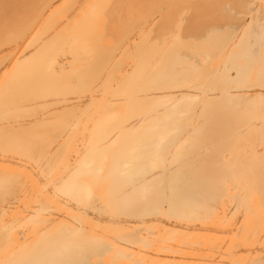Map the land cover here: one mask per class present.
<instances>
[{
  "label": "bare ground",
  "instance_id": "6f19581e",
  "mask_svg": "<svg viewBox=\"0 0 264 264\" xmlns=\"http://www.w3.org/2000/svg\"><path fill=\"white\" fill-rule=\"evenodd\" d=\"M0 264H264V0H0Z\"/></svg>",
  "mask_w": 264,
  "mask_h": 264
},
{
  "label": "rangeland",
  "instance_id": "374dc122",
  "mask_svg": "<svg viewBox=\"0 0 264 264\" xmlns=\"http://www.w3.org/2000/svg\"><path fill=\"white\" fill-rule=\"evenodd\" d=\"M246 20H247V19H246ZM185 66H186V64H184V68H185ZM200 69H201V68H200ZM205 69H206V68H205ZM202 71H203V70H202ZM202 71H201V72H202ZM206 71H207V70H206ZM201 72H200V73H201ZM206 73H207V72H206ZM201 75H202V73H201ZM204 76H205V71H204ZM199 78H201V76H200ZM199 78H198V79H199ZM184 79L187 80L186 77H185ZM184 79L181 78L182 81H181L180 84H182V87L185 86L186 84H189V81H186V82H188V83H185V80H184ZM184 83H185V84H184ZM189 101L191 102L192 100H189ZM189 101H188V103H190ZM143 102H144V101H143ZM137 103H138V102H137ZM139 103H140V102H139ZM141 103H142V100H141ZM145 103H146V102H145ZM192 103H193V105H194V104L196 103V101H195V103H194V101L191 102V104H192ZM154 104H155V103H153V106H154ZM197 104H198V102H197ZM197 104L194 106L195 108H194L193 105H192L193 108L190 107V109H196V107L198 106ZM134 105H135V103H134ZM136 105H137V104H136ZM139 105H143V104H139ZM155 105H156V104H155ZM186 105H187V103H186ZM143 106H144V105H143ZM151 106H152V104H151ZM157 106H159L158 103H157ZM157 106L155 107V110H156ZM161 106H162V105H161ZM161 106H160V107H161ZM199 106H200V103H199ZM199 106H198V107H199ZM133 107H134V106H133ZM138 107H139V106H138ZM185 107H186V106H185ZM134 108H136V107H134ZM140 108H142V107H140ZM147 108H148V107H147ZM151 108H152V107H150V109H151ZM187 108H188V107H187ZM148 109H149V108H148ZM153 109H154V108H153ZM158 109H160V108H158ZM158 109H157L156 111H158ZM182 109L185 110L186 108H183V107H182ZM190 109L188 108L185 112H187V111H191ZM199 109H200V107H199ZM199 109H198V110H199ZM135 110H136V109H135ZM151 110H152V109H151ZM161 110H162V109H161ZM198 110H195V111H198ZM131 111L134 112L133 110H131ZM131 111H130V112H131ZM138 111H139V110H138ZM142 111H143V110H142ZM193 111H194V110H193ZM123 112H125V111H123ZM128 112H129V111H128ZM128 112H127V113H128ZM130 112H129V113H130ZM179 112H181V109H180ZM191 112H192V111H191ZM191 112H190V114H191ZM199 112H200V110H199ZM199 112H198V113H199ZM118 113H119V112H118ZM183 113H184V112H183ZM192 113H193V112H192ZM113 114H114V113H113ZM122 114H123V113L121 112L120 115H118V117H119V116L122 117V116H121ZM124 114H125V113H124ZM124 114H123V115H124ZM130 114H132V113H130ZM130 114H128V115H130ZM178 114H179V113H178ZM184 114H185V113H184ZM184 114H182V115H184ZM190 114L187 113V114L184 115V116L187 117V115H190ZM203 114H204V113H203ZM191 115H193V114H191ZM198 115H199V114H198ZM201 115H202V114H201ZM116 116H117V115H116ZM124 116H125V115H124ZM184 116L182 117V116L180 115V116H177L176 118H177V120L181 118L180 120L182 121V118H185ZM199 116H200V115H199ZM204 116L206 117L205 114H204ZM204 116H201V118L204 117ZM118 117H117V118H118ZM189 117H190V116H188L187 118H189ZM129 118H131V117L129 116ZM190 118H192V116H191ZM119 119H120V118H119ZM122 119H123V118H122ZM126 119H128V118H126ZM120 120H121V119H120ZM186 120H187V119H186ZM196 120H197V119H196ZM204 120H205V118H204ZM190 121H191V120H190ZM183 122H184V121H183ZM185 122H186V121H185ZM185 122H184V124H185ZM192 122H194V121H192ZM192 122H191V124H192ZM199 122H200V121H198V123H199ZM201 122H202V120H201ZM203 122H205V121H203ZM196 123H197V122H196ZM205 124H206V122H205ZM187 125H188V124H187ZM193 125L199 126V125H202V124H201V123H199V124H194V123H193ZM193 125H192V126H193ZM184 126H186V125H184ZM184 126H183V127H184ZM192 126H191V128L194 129L193 127H195V126H193V127H192ZM203 126H204V128H205V125H204V124H203ZM203 126H202V127H203ZM184 128H186V127H184ZM188 128H190V126H188ZM188 128H186L185 130L187 131ZM196 128L199 129V127H196ZM200 128H201V127H200ZM198 129H196L194 132H193L191 129H190V130L194 133V134L192 133L194 136H195V135L198 136V135H197ZM207 129H209V128H207V125H206V130H207ZM183 130H184V129H183ZM183 130H182V131H183ZM199 130L202 132L203 136L205 135V137H207V136H206V135H207L206 130H203V131H202V129H199ZM138 131H141V130H138ZM138 131H136L137 133H136V132L134 133V134H137L136 137L139 136V134H140V132L138 133ZM186 131H185V132H186ZM188 131H189V130H188ZM188 131L186 132V133H188V134L186 135V137H187L188 135H190V137H189L188 140H190V138H191L192 140H193V139H194V140L196 139V141H197V138L200 139V137H201V139H202V135L199 136V137H197V138H195L196 136H195L194 138H192V137H191V134L189 133V132H191V131H189V132H188ZM200 131H199V132H200ZM143 132H144V131H142V133H143ZM147 132H149V130L146 131V132H144L143 134L141 133V134L143 135V136L141 135L142 138H140L141 136H139V137H138V140H139V141L135 140L134 142L137 141V142L139 143V142H140V139L143 140L144 138L148 137V133H147ZM185 132H184V133H185ZM201 132L199 133V135L201 134ZM203 132H204V133H203ZM212 132H213V134H212ZM218 132L220 133V131H218ZM218 132L216 131V135H215L214 131L209 129V133H208V134H209V137H210L211 135H212V136L215 135L216 138H217V133H218ZM145 133H147V134L145 135ZM219 133H218V134H219ZM155 134H156V133H155ZM155 134H153V135H155ZM210 134H211V135H210ZM193 135H192V136H193ZM220 135H224V133L221 132ZM220 135H218V136H220ZM145 136H146V137H145ZM155 136H156V135H155ZM155 136H154V137H155ZM212 136L210 137V140L212 141V142H211V145H212L213 142H214V141H213V140H214V137H212ZM133 137H134V139L136 138L135 136H133ZM157 137H158V134H157ZM139 138H140V139H139ZM211 138H213V140H212ZM136 139H137V138H136ZM146 139H147V138H146ZM150 139H151V138H150ZM150 139L143 140V143H144L145 141L150 140ZM203 140H205V139L203 138ZM208 140H209V138L207 137V141H208ZM119 141H120V140H119ZM207 141H203L204 143L202 142V140L198 141V143L201 144V145L199 144V146H202V145H204V144L206 143V144H207V147H206V146H202V147L208 149L209 141H208V143H207ZM137 142H136V143H137ZM184 142H185V141H184ZM184 142H183V143H184ZM192 142H193V141H192ZM194 142H195V141H194ZM201 142H202V143H201ZM140 143L142 144L141 146L137 144V146H139L140 148H141L142 146H143V148H146V146L150 144V142H149V144H148V142H147V143L145 142V143L143 144L142 141H141ZM140 143H139V144H140ZM185 143H186V142H185ZM185 143H184V145H183L182 142H181V148H182V149H181L180 146H179V148L177 147L178 149L176 148V150H175V151L173 150V151H174V152L179 151V153H180L181 155H179V153H178L177 156H180V157L186 155V158H187V160H188V162H189L190 159H192V157H194V156L197 154V153L195 154V152L198 151V149L201 150V147H199V146L196 145V147L194 146V149L198 147L197 150H196V151H193V152H190V150H192L193 148H191V146L189 147V144L187 145V143H186V145H185ZM188 143H189V142H188ZM190 143H191V142H190ZM196 143H197V142H196ZM196 143H195V144H196ZM198 143H197V144H198ZM114 144H117V141H116V143H114ZM133 144H134V143H133ZM145 144H147V145L144 147ZM206 144H205V145H206ZM117 145H119V143H118ZM182 145H183V146H182ZM190 145H191V144H190ZM133 146H134V145H133ZM135 146H136V144H135ZM137 146H136L135 148L138 150L139 148H137ZM151 146H152V145H151ZM151 146H150V147H151ZM112 147H114V149H112V148H110V149H112V150H116L119 146L117 147V146L112 145ZM116 147H117V148H116ZM147 147H148V146H147ZM152 147H153V146H152ZM187 147H188V149H189V148H191V149L188 151V150H187ZM135 148H134V149H135ZM160 148H161V147H160ZM160 148H158L157 150H155V152L158 151ZM184 148H185V150H187V152L184 150ZM203 148H202V149H203ZM209 148H211V147L209 146ZM92 149H93V148H92ZM96 149H97V148H96ZM141 149H142V148H141ZM141 149H139V152H138V151H136V152H138V154H139ZM147 149H148V148H146L144 151H145L146 153H148V155H149V154H152V155L154 154V155H155L156 153H157L156 155H158V154L160 153V151H161V149H160L159 153H158V152H156V153H152V152H154V151H152L151 153H149V152H148L149 150L147 151ZM155 149H156V148H155ZM79 150H80V149H79ZM82 150H83V149H82ZM82 150H81V151H82ZM93 150H94V149H93ZM98 150H99V149H98ZM98 150H97V152H98ZM150 150H152V148H151ZM200 150H199V152H200ZM204 150H205V149L201 150V151H202L201 153H203ZM208 150H209V149H208ZM219 150H220V149H218V151H219ZM77 151H78V150H77ZM81 151H80V152L78 151L79 154L81 153ZM83 151H84V150H83ZM110 151H111V150H110ZM133 151H135V150H133ZM144 151H143V152H144ZM218 151H217V150H215V151H214V150L211 151L212 153H211L210 156L214 157V156L216 155L215 153H217V155H219L221 152H222V153L224 152V154H225V151H221V150H220V151H219V154H218ZM136 152H134V153L136 154ZM143 152H141L140 154L144 157L145 154H143ZM145 152H144V153H145ZM199 152H198V153H199ZM208 152L210 153V151H208ZM208 152H207V153H208ZM82 153H83V152H82ZM95 153H96V151H95ZM134 153H132L131 155H133L134 157H135V156L137 157V155H135ZM169 153H170V152H169ZM209 153H208V154H209ZM222 153H221V154H222ZM73 154H74V153H73ZM76 154H77V152H76ZM76 154H75V155H76ZM99 154H101V152H100ZM165 154H167V153H165ZM170 154H171V153H170ZM172 154H173V153H172ZM182 154H183V155H182ZM193 154H194V156H193ZM204 154L206 155V151H205ZM204 154H203V155H204ZM208 154H207V157H208V158H211L210 156H208ZM212 154H214V156H213ZM84 155H85V153H84ZM105 155H106V154H105ZM110 155H111V154H110ZM131 155H130V156L127 155V156H126L127 159L125 158V160H126V162L129 161L130 164H131L132 162H131L130 160H128V156H129V158H130L131 160L135 161V163L133 164L134 167L136 166V167H138V168L140 167V168L142 169V167L145 166V163L148 162V161L146 160V159H147V157H146L147 155L145 156L146 159L143 158L141 155H138V157H140V158H139L140 161L143 159V161H141V162H140L139 160H137L138 158L135 159V158L133 157V159H132V158H131ZM152 155H149V156L151 157ZM154 155H153V157H151V159H149V160H152V161H153V158H154V160L156 161V159H157L158 156L156 157V155H155V157H154ZM161 155H163V153H161ZM175 155H176V154H175ZM175 155H174V156H175ZM191 155H192V157H190ZM198 155H199V158H198L197 162L200 163V164H198L197 162H195V164L197 163V164H196V167H197L198 165H199V166L202 165V162L204 161L205 158L207 159L206 156H205L204 159H203V158H202L203 156H201L202 154H201V155H200V154H197V155L195 156L194 160H193V159H192V160L195 161L196 158L198 157ZM77 156H79V155L77 154ZM81 156H82V158H83V155H82V154H81ZM99 156H100V155H99ZM172 156H173V155H172ZM177 156H175V157H176V158H179V157H177ZM221 156H222V157H221ZM79 157H80V156H79ZM79 157H77L78 159H76L75 161L79 160ZM96 157H97V155H96ZM150 157H149V158H150ZM165 157H166V156H165ZM165 157H164V158H165ZM170 157H171V156H170ZM189 157H190V158H189ZM217 157H218V158H220V157L223 158V155H220V157H219V156H217ZM217 157L215 156V158H217ZM80 158H81V157H80ZM101 158H102V157H101ZM109 158H110V157H109ZM158 158H159V157H158ZM164 158H163V159H164ZM171 158H172V157H171ZM171 158H170V159H171ZM200 158H202V159H201V160H203L202 162H201V160H199ZM74 159H75V156H73L72 160L70 161L71 164L73 163L72 161H74ZM96 159H97V158H96ZM98 160H99V159H98ZM136 160H137L138 162H137ZM157 160H158V159H157ZM166 160L168 161L167 157L165 158L164 161H166ZM171 160H174V159H171ZM171 160H169V161H171ZM176 160H178V159H175V161H176ZM182 160H183V159L181 158V162H180V161H176V162H178V163L180 162V165H181ZM184 160H185V159H184ZM209 160H211V162L214 160L213 162H215L216 159H214V158H213V159H207V160H205L206 164L208 163L207 161H209ZM220 160H221V159H220ZM79 161H80V160H79ZM101 161H102V160H101ZM144 161H146V162H144ZM152 161H151V162H152ZM158 161H159V160H158ZM95 162H96V161H95ZM103 162H104V160H103ZM103 162H102V163H103ZM108 162H110V165H107ZM108 162H106V161L104 162V163H106L107 167L111 166V164H112L111 160H110V161L108 160ZM139 162H140V164L144 162V163H143L144 165H142V164H141V165H138V164L135 165L136 163H139ZM151 162H149V164H151ZM153 162H154V161H153ZM153 162H152V164H153ZM156 162H157V161H156ZM156 162H155V165L157 166ZM161 162H162V159H161ZM161 162H159L160 165H161ZM171 162H172V161H171ZM173 162H174V161H173ZM188 162H186V163L188 164V165H187V164H185L184 161H183V165H181L180 168H181L182 166H185V165H186L187 167L189 166V168H191V167L194 165V166H193L194 168H193V167H192V168H193V169L196 168V167H195V164H193V165L190 164V165H189V163H191V161H190L189 163H188ZM216 162H217V161H216ZM97 163L100 164V162H97ZM162 163H163V162H162ZM167 163H168V162H167ZM167 163H165V164H167ZM174 163H175V162H174ZM174 163H173V164H174ZM178 163H176V164H178ZM193 163H194V162H193ZM203 163H204V162H203ZM209 163H210V161H209ZM217 163H218V162H217ZM223 163L225 164V160L223 161ZM125 164H126V163H125ZM128 164H129V163H128ZM152 164H151V165H152ZM159 164H158V165H159ZM169 164H172V163H169ZM184 164H185V165H184ZM206 164H205V165L203 164V165H204L205 167H207V166L209 165L210 168H209V167H208V168L211 169V167H212V166H211L212 163L208 164L207 166H206ZM213 164H214V163H213ZM155 165H154V166H155ZM203 165H202V166H203ZM214 165H215V164H214ZM214 165H213V168H214ZM96 166H97V165H96ZM103 166H104V164H103ZM131 166H132V165H131ZM141 166H142V167H141ZM146 166H147V164H146ZM146 166H145V168H144V171H147V170H145V169L147 168ZM154 166H153V169H152V167H151L150 169L154 170ZM190 166H191V167H190ZM199 166H198V167H199ZM202 166L199 167V168L203 169ZM219 166H220V165H219ZM224 166H225V165H224ZM104 167H106V166H104ZM122 167H123V166H122ZM127 167H128V166H127ZM129 167H130V166H129ZM149 167H150V165H148V168H149ZM174 167H175V166H174ZM198 167H197V168H198ZM215 167H216V165H215ZM217 167H218V166H217ZM220 167H221V166H220ZM101 168H102V165H101ZM160 168H161V167H160ZM176 168H178V167L176 166L175 169H176ZM183 168H184V167H183ZM183 168H182V173H184L183 171H184V169H186V167H185L184 169H183ZM199 168H198V169H199ZM102 169H103V168H102ZM124 169H127V168L125 167ZM161 169H162V168H161ZM161 169H160V170H161ZM198 169H197V170H198ZM201 169H199V170H201ZM205 169H207V168H205ZM103 170H104V169H103ZM152 170H151V172H152ZM155 170H156V169H155ZM176 170H177V169H176ZM189 170H190V169H189ZM191 170H192V169H191ZM207 170H208V169H207ZM207 170H205V171H207ZM142 171H143V169H142ZM144 171H143V172H144ZM157 171H159V170L157 169ZM205 171H204V172H205ZM147 172H148V171H147ZM153 172H156V171H153ZM188 172H189V171H188ZM149 173H150V170H149ZM178 173H180V172H179V169H178Z\"/></svg>",
  "mask_w": 264,
  "mask_h": 264
}]
</instances>
